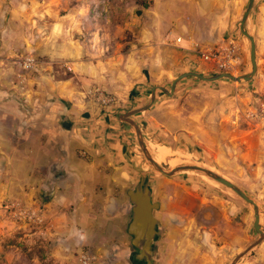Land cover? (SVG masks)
Returning <instances> with one entry per match:
<instances>
[{
  "label": "crops",
  "instance_id": "0c3cea01",
  "mask_svg": "<svg viewBox=\"0 0 264 264\" xmlns=\"http://www.w3.org/2000/svg\"><path fill=\"white\" fill-rule=\"evenodd\" d=\"M247 3L117 0L109 13L122 20L118 26L127 29L132 40L125 42L127 51L117 44L105 54L102 48L108 44L98 46L95 40L90 46L74 37V31L82 30L73 15H60L41 0H0V227L18 220L20 241L33 244L41 264H78L84 253L94 258L92 264H131L127 191L143 177L152 188V200L159 203L153 212L158 230L153 264H170L176 231L169 229V210L183 213L186 198L174 199L168 185L160 183L132 128L119 121V115L143 107L149 88L168 89L179 74L219 73L201 59L205 48L235 42L242 53L237 70L246 73L248 47L239 21ZM245 28L256 48L264 45V0L254 1ZM195 42L200 51L193 49ZM27 55L38 63L20 84L17 63ZM197 81L181 80L168 99L156 92L152 106L131 117L147 149L155 142L173 150L177 142L194 144L195 132L202 137L180 94L189 91L185 102L201 89L212 95L217 91ZM246 87L229 86L226 92ZM95 88L110 94L114 103L97 102L90 94ZM12 203L41 217L43 229L16 219ZM231 213L224 242L235 251L248 245L249 210L237 204Z\"/></svg>",
  "mask_w": 264,
  "mask_h": 264
},
{
  "label": "rangeland",
  "instance_id": "374dc122",
  "mask_svg": "<svg viewBox=\"0 0 264 264\" xmlns=\"http://www.w3.org/2000/svg\"><path fill=\"white\" fill-rule=\"evenodd\" d=\"M44 1L57 8L60 15H73L75 19L73 22L82 30V33L74 31V37H82L90 46H93L95 40H98V46L102 42L108 44L109 47L102 48L105 54L110 53L116 48L113 45L117 44H120V51H127L128 44L125 42H130L132 35L127 29L118 26L122 23L119 17L109 13V9L116 5L117 0H41ZM242 37L248 47L246 72H249V41L243 35ZM256 61V73L248 82L234 83L224 80L197 83L201 86H216L215 95L201 89L198 94L190 95L184 102L186 99L184 93L189 91L182 89L181 100L186 112L192 115L193 124L199 127L202 137L195 132L194 144L190 142L184 145L177 142L175 148L171 150L154 142L149 144L148 150L154 161L165 170L179 164H193L233 183L256 202L260 211V223L264 227L262 44L256 48ZM231 74L238 75L240 72L236 70ZM260 85L263 87L262 90L257 89ZM229 86L249 87H246V91L226 92ZM160 93L166 99L171 98ZM149 168L156 174L160 183L168 185L170 193L173 192L175 195L174 199L181 201L186 198V209L183 213H172L173 211L169 210L171 224L168 226L169 229L176 231L171 240L170 264H189V259L196 264H231L235 256L258 240L259 236L252 227L251 207L229 188L198 172L182 171L169 177ZM237 204L247 206L249 210V242L242 249L234 251L224 242V233L229 226L231 212ZM15 221L8 227H0V264H41L33 255L34 250L31 248L33 244L20 241V228L17 224L19 221ZM239 221L237 218L236 222ZM195 251L197 255H193ZM155 257L159 259L156 254ZM236 264H264V240L249 250Z\"/></svg>",
  "mask_w": 264,
  "mask_h": 264
},
{
  "label": "water",
  "instance_id": "95a60500",
  "mask_svg": "<svg viewBox=\"0 0 264 264\" xmlns=\"http://www.w3.org/2000/svg\"><path fill=\"white\" fill-rule=\"evenodd\" d=\"M254 1L255 0H248L245 12L239 21V31L249 41V72L238 75H232L230 73H215L207 76L200 75L192 71L184 72L175 76L170 84L169 89L162 86H152L149 88V100L143 107L119 115V121L128 124L132 128L134 134L136 135L139 149L141 150L146 163L153 170L169 177L182 171L198 172L229 188L251 207L253 211L252 226L259 238L242 253L235 256L231 264H236L249 250L264 240V227L260 223V211L256 202L249 198L236 185L206 168L185 163L176 165L170 170H165L152 158L144 143L141 131L139 130L136 123L131 119V117L148 110L155 101L156 92H162L165 96L172 97L177 84L181 80L188 77L195 78L200 82L208 83L221 79H226L234 83H245L250 81L257 70L256 47L255 40L253 36L250 35L246 30L245 24L253 7ZM137 169L139 172L142 171L140 168ZM127 197L130 204V221L127 229L128 235L130 236V246L132 248L130 262L131 264H153L155 244L158 240L157 221L153 216V212L159 209V203L152 200V188L150 187L148 180L143 177L139 179L133 188H130L127 191Z\"/></svg>",
  "mask_w": 264,
  "mask_h": 264
},
{
  "label": "built area",
  "instance_id": "2783aa9c",
  "mask_svg": "<svg viewBox=\"0 0 264 264\" xmlns=\"http://www.w3.org/2000/svg\"><path fill=\"white\" fill-rule=\"evenodd\" d=\"M176 43L181 42V38L177 37L175 39ZM192 47L196 51H200V46L198 43H193ZM201 59L212 65L213 69L219 73H232L235 72L242 63V53L240 46L235 42L231 41L225 45L215 46L211 48H205L200 52ZM37 59L34 55H27L21 61L17 63L19 72L16 78L20 84H23L26 80V73L31 72L37 66ZM67 71H71L70 67H66ZM90 94L93 95L94 99L102 105H110L114 103L113 97L100 90L98 88L93 89ZM11 209L13 216L18 219L24 218L30 222L35 223L38 227L43 229L44 220L39 217L30 214L26 210H22L18 203H12ZM43 231V230H41ZM94 258L87 254H80L77 258L78 264H92Z\"/></svg>",
  "mask_w": 264,
  "mask_h": 264
}]
</instances>
